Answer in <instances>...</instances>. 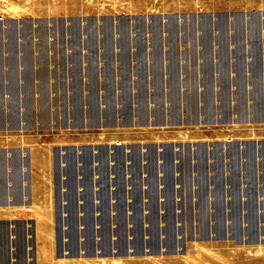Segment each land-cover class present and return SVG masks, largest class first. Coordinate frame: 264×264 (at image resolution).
<instances>
[{"label":"rangeland","instance_id":"rangeland-1","mask_svg":"<svg viewBox=\"0 0 264 264\" xmlns=\"http://www.w3.org/2000/svg\"><path fill=\"white\" fill-rule=\"evenodd\" d=\"M0 264H264V0H0Z\"/></svg>","mask_w":264,"mask_h":264}]
</instances>
